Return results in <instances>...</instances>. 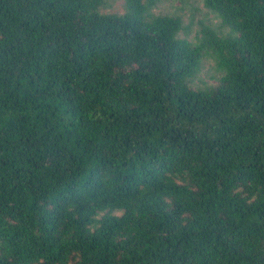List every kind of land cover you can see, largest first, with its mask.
<instances>
[{
	"label": "trees",
	"instance_id": "16d2710c",
	"mask_svg": "<svg viewBox=\"0 0 264 264\" xmlns=\"http://www.w3.org/2000/svg\"><path fill=\"white\" fill-rule=\"evenodd\" d=\"M161 1L0 0V264H264V0Z\"/></svg>",
	"mask_w": 264,
	"mask_h": 264
},
{
	"label": "rangeland",
	"instance_id": "374dc122",
	"mask_svg": "<svg viewBox=\"0 0 264 264\" xmlns=\"http://www.w3.org/2000/svg\"><path fill=\"white\" fill-rule=\"evenodd\" d=\"M195 7L200 8V11H196L192 14L191 9ZM182 7L184 11V22L189 23V20H193V27L189 30L188 36L189 38L195 39L197 36V31L201 28L200 21L203 23L211 22L212 25L218 24L219 20L215 18L212 14H209L204 8V4L202 0H162L161 3L155 8L157 12L166 11V12H177L178 8ZM106 11H118L123 12L124 6L122 1H116L115 5L105 9ZM180 11V10H179ZM214 62L211 58H206L204 60V66L202 68L200 78L204 81L213 82V78L211 76L214 74ZM200 82L201 81H198Z\"/></svg>",
	"mask_w": 264,
	"mask_h": 264
}]
</instances>
